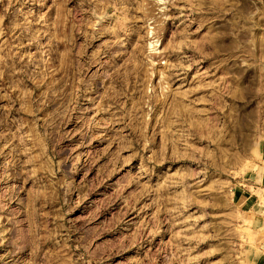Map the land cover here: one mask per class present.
I'll use <instances>...</instances> for the list:
<instances>
[{
    "label": "rangeland",
    "instance_id": "rangeland-1",
    "mask_svg": "<svg viewBox=\"0 0 264 264\" xmlns=\"http://www.w3.org/2000/svg\"><path fill=\"white\" fill-rule=\"evenodd\" d=\"M263 138L264 0H0V264H256Z\"/></svg>",
    "mask_w": 264,
    "mask_h": 264
},
{
    "label": "crops",
    "instance_id": "crops-1",
    "mask_svg": "<svg viewBox=\"0 0 264 264\" xmlns=\"http://www.w3.org/2000/svg\"><path fill=\"white\" fill-rule=\"evenodd\" d=\"M262 155L264 157V138L262 142ZM264 161V159H263ZM247 198L248 201L246 213L248 221L253 229L262 239L260 243V257L256 264H264V164L261 162L257 170L254 172L253 178H250L247 183Z\"/></svg>",
    "mask_w": 264,
    "mask_h": 264
},
{
    "label": "bare ground",
    "instance_id": "bare-ground-1",
    "mask_svg": "<svg viewBox=\"0 0 264 264\" xmlns=\"http://www.w3.org/2000/svg\"><path fill=\"white\" fill-rule=\"evenodd\" d=\"M160 2H161V0H160ZM150 43V42H149Z\"/></svg>",
    "mask_w": 264,
    "mask_h": 264
}]
</instances>
